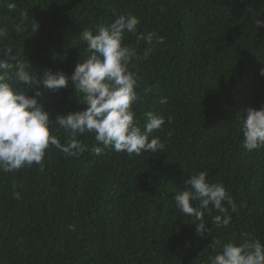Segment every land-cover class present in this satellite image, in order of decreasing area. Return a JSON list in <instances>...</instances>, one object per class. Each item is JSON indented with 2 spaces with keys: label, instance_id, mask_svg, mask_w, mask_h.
<instances>
[{
  "label": "trees",
  "instance_id": "16d2710c",
  "mask_svg": "<svg viewBox=\"0 0 264 264\" xmlns=\"http://www.w3.org/2000/svg\"><path fill=\"white\" fill-rule=\"evenodd\" d=\"M120 15L140 21L123 41L137 53L129 63L139 95L134 122L143 130L146 113L163 117L149 141L164 147L97 155L103 145L86 132L77 137L83 152L49 145L41 164L0 170V264H210L227 242L264 244V147L246 150L242 133L247 109L264 106V27H256L264 0H0V48L11 47L10 62L28 64L33 75L50 69L70 78L87 56L82 32L95 34ZM141 33L152 42L137 40ZM37 91L53 121L87 107L70 79L27 95ZM50 134L61 145L71 138L58 125ZM200 171L236 207L224 202L230 223L217 226L211 220L221 214L209 206L203 235L174 201Z\"/></svg>",
  "mask_w": 264,
  "mask_h": 264
},
{
  "label": "clouds",
  "instance_id": "9594fccd",
  "mask_svg": "<svg viewBox=\"0 0 264 264\" xmlns=\"http://www.w3.org/2000/svg\"><path fill=\"white\" fill-rule=\"evenodd\" d=\"M7 7L11 10L15 5L9 3ZM139 23L134 15H120L110 25L98 27L95 34L84 30L81 39L86 42L87 56L76 64L70 78L50 69L43 70L39 76L33 75L28 71V64L20 60L10 62L16 60L11 47L0 48V170L12 172L31 167L33 163L41 164L49 145L60 148L68 155L83 152L85 146L77 137L86 132L94 133L95 140L103 145V148L94 147L97 155L104 148L140 155L142 151L157 152L164 147L158 137L149 141L152 132L165 123L163 117L146 113L143 130L134 122L132 105L138 101L139 95L135 90L137 78L129 71V63L137 57V53L134 47L124 45L123 41L124 34L135 32ZM257 26L264 27V21L257 19ZM38 28L35 23L33 32ZM6 35V29L0 27V37ZM137 40L150 44L152 34L145 36L141 33ZM157 42L162 43V38H158ZM148 55L146 51L145 58ZM260 75L264 76V68L260 69ZM69 79L75 92L81 94L80 103L87 107L66 115L57 114L53 121L36 99L41 93L37 91L35 96H29L27 92L38 85L58 90L67 87ZM11 81L25 85L26 89L21 91ZM160 102L165 103L166 98ZM53 125L70 133L71 138L66 145H61L57 137L50 134ZM242 133L246 150L264 147V106L247 109ZM206 176L205 171L191 174L184 180L186 188L174 196L176 207L199 221L196 231L200 235L209 230L204 222L209 206L221 214L212 217L211 223L217 226L230 223L231 217L224 202L231 205L233 212L236 211L223 185L208 183ZM210 264H264V244L258 240L240 245L227 242L210 257Z\"/></svg>",
  "mask_w": 264,
  "mask_h": 264
}]
</instances>
